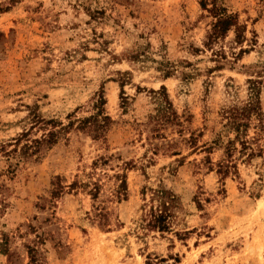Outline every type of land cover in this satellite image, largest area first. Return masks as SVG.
<instances>
[{
    "label": "rangeland",
    "instance_id": "rangeland-1",
    "mask_svg": "<svg viewBox=\"0 0 264 264\" xmlns=\"http://www.w3.org/2000/svg\"><path fill=\"white\" fill-rule=\"evenodd\" d=\"M199 1L0 0V264H28V246L42 264H264V155L246 163L236 153V170L222 177L223 148L211 143L222 110L247 101L250 81L264 113V0H218L246 40L236 45L229 32L212 50L213 19ZM219 48L229 60L247 53L216 68ZM161 86L181 126L149 145L141 124L153 113L149 91ZM100 91L113 121L105 142L76 124L60 128L92 114ZM50 130L56 143L36 152ZM123 175L127 194L117 199ZM56 177L64 188L51 199ZM76 180L97 183V199L70 190ZM150 189L176 197L170 233L138 228Z\"/></svg>",
    "mask_w": 264,
    "mask_h": 264
},
{
    "label": "trees",
    "instance_id": "trees-1",
    "mask_svg": "<svg viewBox=\"0 0 264 264\" xmlns=\"http://www.w3.org/2000/svg\"><path fill=\"white\" fill-rule=\"evenodd\" d=\"M199 5L202 10L206 11L213 22L211 23L210 31L207 33L206 42L204 45L212 50V46L218 44L220 40H224L229 32H233L234 43L241 46L245 42L246 26L238 21L237 14L228 13L227 9L219 3L218 0H200ZM214 62L216 68L222 67V63H236L241 55L247 53V49L240 48L237 53L232 52L230 59L224 54L222 48L218 50L213 49ZM170 71H165V77H169ZM249 97L247 101L241 105H234L222 110L220 115V128L217 131L212 145L223 148L224 158L218 162L216 173L227 176L232 170H236L235 163H233V156L237 153L239 158H243L244 162H250L255 157H262L264 155V145L262 144L264 137V113L262 111L259 94L260 90L253 82H249ZM123 82L120 83V99L122 100V108H125L126 98L123 91ZM150 101L154 105L153 113L148 115L145 123L141 124L144 130L148 132V144L152 145L153 140L165 139L163 131L168 128H175L181 126L180 118L170 101L166 89L161 86L158 90H150ZM106 101L103 92L100 91L97 100L92 106L93 113L87 117L78 118L69 121L67 126L60 127L65 130L76 124L75 129L80 131L91 139L105 142L107 133L109 132L113 121L105 113L104 105ZM35 117V116H34ZM254 129V136H249V130ZM54 130V129H53ZM56 131H48L46 135L40 140L34 141V149L36 152L45 146H51L56 143ZM232 135L233 137H229ZM226 139V142L224 141ZM190 143L194 145L195 139L190 137ZM26 149L29 148L25 147ZM153 149H157V145H153ZM211 148H206L207 153H210ZM101 164H105L107 160L100 158ZM207 163L212 170V163L207 157ZM98 163H94V166ZM128 165V164H127ZM119 177V176H117ZM120 183L117 186L116 198L126 197L127 183L125 175L120 176ZM93 187L90 188L89 186ZM52 190L50 191L51 199L56 198L63 192V186L60 184V179L55 178L52 183ZM68 188L70 190L81 189L87 191L92 200L97 199L99 194V185L91 183L90 180L86 182L73 181ZM151 196L144 197V204L142 210L144 211L138 228L143 232H158L160 234L172 232V224L175 218L174 209L177 208L176 197L163 189L149 190ZM145 195V194H144ZM51 200H49L50 202ZM52 202V201H51ZM103 208L95 209L94 218L98 220V224L103 227L110 226V215L103 211ZM94 219V220H95ZM188 233L175 232L174 235L182 240ZM2 254L7 252V241L2 239L0 244ZM28 264H42L39 252L36 247H27Z\"/></svg>",
    "mask_w": 264,
    "mask_h": 264
}]
</instances>
